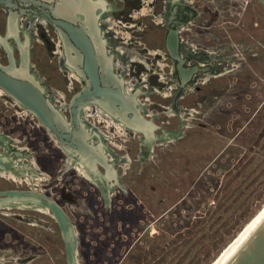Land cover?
Wrapping results in <instances>:
<instances>
[{"label":"flooded vegetation","instance_id":"af4514ba","mask_svg":"<svg viewBox=\"0 0 264 264\" xmlns=\"http://www.w3.org/2000/svg\"><path fill=\"white\" fill-rule=\"evenodd\" d=\"M256 2L264 7L260 0H0V66L9 64L7 44L12 69L31 77L77 140L93 147L86 163L0 87V246L12 241L23 264L38 256L32 230L47 231L49 220L36 213L54 217L32 195L64 211L79 202L95 208L97 199L111 206L134 163L143 168L155 146L183 137L181 111L211 107L228 91L218 80L230 66L256 59ZM219 18L231 25L214 26Z\"/></svg>","mask_w":264,"mask_h":264},{"label":"rangeland","instance_id":"374dc122","mask_svg":"<svg viewBox=\"0 0 264 264\" xmlns=\"http://www.w3.org/2000/svg\"><path fill=\"white\" fill-rule=\"evenodd\" d=\"M221 21L214 26L230 24ZM255 50L256 59L236 60L218 80L228 91L214 96L211 107L181 111L183 137L155 146L143 168L134 163L133 172L120 177L126 191L117 192L111 206L100 199L95 208L65 206L77 264H216L264 213V7L257 2ZM36 217L48 218V230H32L38 256L25 264H67L56 221ZM4 244L0 264H23L13 242Z\"/></svg>","mask_w":264,"mask_h":264},{"label":"water","instance_id":"95a60500","mask_svg":"<svg viewBox=\"0 0 264 264\" xmlns=\"http://www.w3.org/2000/svg\"><path fill=\"white\" fill-rule=\"evenodd\" d=\"M260 1L264 5V0ZM5 48L8 52L9 64L5 67L0 66V87L14 97L18 103L30 110L61 144L67 141L64 147L68 151L71 148L77 150L84 156L86 163H91L89 156H92L91 154L93 153L92 145L77 140L76 133L68 129L63 115L48 102L36 83L31 80V77L18 75L12 69L13 57L11 50L7 44H5ZM79 97L77 95L75 98L79 99ZM4 193L14 198H21L26 195L17 191H7ZM1 194L2 192H0ZM103 196L107 202L104 193ZM32 198L38 202L43 201L47 209L51 211L63 240L66 263L77 264L76 233L66 212L51 199L38 195H32ZM2 200L0 198V203ZM223 264H264V217Z\"/></svg>","mask_w":264,"mask_h":264},{"label":"bare ground","instance_id":"6f19581e","mask_svg":"<svg viewBox=\"0 0 264 264\" xmlns=\"http://www.w3.org/2000/svg\"><path fill=\"white\" fill-rule=\"evenodd\" d=\"M88 107V106H87ZM168 136V135H167ZM70 158V157H69ZM70 161V160H69ZM74 166L81 172L84 173L87 177L91 178L89 174L83 169L81 165L74 164ZM10 175L15 176L13 173H10ZM38 179H42L43 177L40 174H37L36 176ZM17 178V177H16ZM30 178V177H29ZM31 180V179H30ZM23 205V204H21ZM39 206V205H38ZM37 206V207H38ZM41 210L46 211L45 207H40ZM39 208V209H40ZM264 213L255 220V222L245 231V233L240 237V239L235 242L227 251L223 254V256L219 259V261L216 264H223L235 251L238 249V247L244 242V240L248 237V235L251 233L253 229L260 223V221L263 219Z\"/></svg>","mask_w":264,"mask_h":264}]
</instances>
